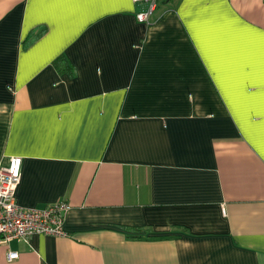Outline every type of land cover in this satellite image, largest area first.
Listing matches in <instances>:
<instances>
[{
	"label": "crops",
	"instance_id": "crops-1",
	"mask_svg": "<svg viewBox=\"0 0 264 264\" xmlns=\"http://www.w3.org/2000/svg\"><path fill=\"white\" fill-rule=\"evenodd\" d=\"M147 7L0 0V166L72 205L0 264H264V0Z\"/></svg>",
	"mask_w": 264,
	"mask_h": 264
},
{
	"label": "built area",
	"instance_id": "built-area-1",
	"mask_svg": "<svg viewBox=\"0 0 264 264\" xmlns=\"http://www.w3.org/2000/svg\"><path fill=\"white\" fill-rule=\"evenodd\" d=\"M147 3L146 10L137 13L140 21L151 22V16L159 0H134ZM23 157L11 156L6 164L0 166V244H9L12 240H28L34 234L65 235L64 228L67 213L72 205L69 202H57L45 207H26L17 201V189L22 179ZM19 252L8 250L7 258L13 261Z\"/></svg>",
	"mask_w": 264,
	"mask_h": 264
},
{
	"label": "trees",
	"instance_id": "trees-1",
	"mask_svg": "<svg viewBox=\"0 0 264 264\" xmlns=\"http://www.w3.org/2000/svg\"><path fill=\"white\" fill-rule=\"evenodd\" d=\"M31 41H33V40L30 38L29 40H27V43L29 44ZM27 43H26V44H27Z\"/></svg>",
	"mask_w": 264,
	"mask_h": 264
}]
</instances>
